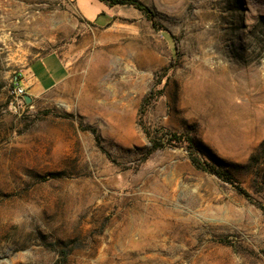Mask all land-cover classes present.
<instances>
[{"label": "rangeland", "instance_id": "374dc122", "mask_svg": "<svg viewBox=\"0 0 264 264\" xmlns=\"http://www.w3.org/2000/svg\"><path fill=\"white\" fill-rule=\"evenodd\" d=\"M139 1L0 0V264H264V0Z\"/></svg>", "mask_w": 264, "mask_h": 264}, {"label": "crops", "instance_id": "0c3cea01", "mask_svg": "<svg viewBox=\"0 0 264 264\" xmlns=\"http://www.w3.org/2000/svg\"><path fill=\"white\" fill-rule=\"evenodd\" d=\"M24 82L28 95L52 90L65 82L70 76V69L58 53H50L33 62L26 71Z\"/></svg>", "mask_w": 264, "mask_h": 264}, {"label": "trees", "instance_id": "16d2710c", "mask_svg": "<svg viewBox=\"0 0 264 264\" xmlns=\"http://www.w3.org/2000/svg\"><path fill=\"white\" fill-rule=\"evenodd\" d=\"M101 2L106 3L109 6H132L135 9H137L138 11L143 12L144 14L147 15V17H149L150 19H154V13L147 7L145 6L142 2H140L139 0H100ZM97 139H99L97 137ZM171 141H175L180 139L179 136L177 135H173L171 136ZM174 139V140H173ZM161 146L160 144H154L153 145V149H157V147ZM189 157H190V161L192 163V165L200 171H205V172H210V173H215L216 176H218L219 178L225 180V181H230L231 177L227 172H219L217 170H215L214 168H209L210 166H208V164H206L205 162L202 161V159H200V157L198 156V154L195 151H192L189 153ZM237 191L245 196L246 198H249V194L239 185L235 186ZM264 210V208H262Z\"/></svg>", "mask_w": 264, "mask_h": 264}, {"label": "built area", "instance_id": "2783aa9c", "mask_svg": "<svg viewBox=\"0 0 264 264\" xmlns=\"http://www.w3.org/2000/svg\"><path fill=\"white\" fill-rule=\"evenodd\" d=\"M11 96L13 99L12 104L17 103L23 105L27 103L26 98L28 96V93L22 83L21 78H15V80L13 81Z\"/></svg>", "mask_w": 264, "mask_h": 264}, {"label": "water", "instance_id": "95a60500", "mask_svg": "<svg viewBox=\"0 0 264 264\" xmlns=\"http://www.w3.org/2000/svg\"><path fill=\"white\" fill-rule=\"evenodd\" d=\"M26 102H27V104H30L31 103V98L29 96H27Z\"/></svg>", "mask_w": 264, "mask_h": 264}]
</instances>
